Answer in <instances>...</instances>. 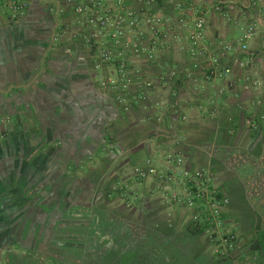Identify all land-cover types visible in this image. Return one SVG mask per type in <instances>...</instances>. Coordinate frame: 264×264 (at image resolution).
Here are the masks:
<instances>
[{"label":"crops","instance_id":"crops-1","mask_svg":"<svg viewBox=\"0 0 264 264\" xmlns=\"http://www.w3.org/2000/svg\"><path fill=\"white\" fill-rule=\"evenodd\" d=\"M123 1L144 16L136 0ZM219 1L194 0L203 48L217 56L235 46L255 0H229L237 24L214 10ZM26 2L17 22L0 8V264H264V29L210 77L189 54L194 12L185 4L181 25L160 0L169 24L154 62L127 57L130 92L147 80L152 88L125 111L97 85L84 42L91 28L75 13L87 0ZM114 4L106 0L116 12ZM140 31L147 46L149 31ZM236 60L249 62L240 69ZM172 152L187 169L214 175L234 251L217 255L201 228L187 232V210L160 199L154 177L135 178L146 160L165 169ZM95 172L102 177L90 183Z\"/></svg>","mask_w":264,"mask_h":264},{"label":"built area","instance_id":"built-area-1","mask_svg":"<svg viewBox=\"0 0 264 264\" xmlns=\"http://www.w3.org/2000/svg\"><path fill=\"white\" fill-rule=\"evenodd\" d=\"M136 1L143 8L144 16L126 10L123 0H115L114 6L118 9L116 12L106 6V0H87V4L75 8V13L84 16L85 24L91 28L84 42L95 61L97 85L100 89L111 92L116 104L125 111L133 102L144 98L145 89L152 88V82L147 80L137 82V95L130 92L133 79L127 57L134 56L146 65L152 64L158 48L164 41L165 27L169 24V20L155 10L154 0ZM170 3L177 13V22L181 25H184L181 15L185 4L194 12L195 19L186 36L189 54L194 61V67L203 69L210 77L216 76L220 58L235 49L248 53V42L258 29H264V0H255L251 4V11L245 13V22L242 23L235 46L224 44L218 56L212 55L203 48L205 18L197 9L194 0H170ZM234 7L231 1L221 0L214 6V10L221 13L226 21L237 24L232 16ZM0 8L6 10L10 21L17 22L25 15L27 2L0 0ZM141 25L146 26L149 31L147 46L140 31ZM60 37V33H56L54 41ZM108 41L112 42V46H108ZM248 57L249 60L253 59L250 52ZM248 62L236 60L235 65L241 69L245 68ZM228 73L229 69H225L220 72V76H226ZM251 85L257 87L258 83L251 81ZM262 119L264 121V115ZM180 120L184 118L181 117ZM165 162L167 167L161 171L146 160L144 166L133 169V174L140 181L154 177L160 199L166 204H174L182 210H187L190 223L205 232L207 242L213 246L217 255L225 256L226 253L234 251L237 247V237L226 227L223 220V208L228 201L217 189L214 175L201 169H187L180 153H167Z\"/></svg>","mask_w":264,"mask_h":264},{"label":"trees","instance_id":"trees-1","mask_svg":"<svg viewBox=\"0 0 264 264\" xmlns=\"http://www.w3.org/2000/svg\"><path fill=\"white\" fill-rule=\"evenodd\" d=\"M160 3H161L160 0H154V8H155V10H157V11L160 10V8H159V4ZM60 29H61V26H57V33L60 32ZM38 57H41V56L38 55ZM38 63H39V61H38ZM39 72H46V73H48L46 66L44 67L43 64L39 63ZM137 93L135 95H137ZM89 101L90 100L88 98L85 99V101H83L82 104L84 105L85 109L86 108H88V109L91 108V103ZM86 104H88V105H86ZM86 106H88V107H86ZM98 126H99L98 128H102L101 127V123H99ZM101 177H102V175H101L100 172L93 173L90 176V180H91L90 183H97V182H99V180L101 179ZM187 232L190 235H197L199 232H201V230H200V227L199 226H195V225L192 224V226H189L187 228Z\"/></svg>","mask_w":264,"mask_h":264}]
</instances>
